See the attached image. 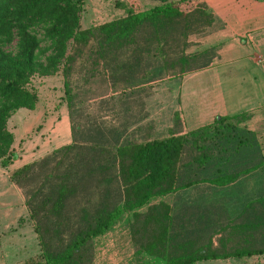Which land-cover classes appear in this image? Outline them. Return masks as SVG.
<instances>
[{
	"label": "trees",
	"instance_id": "16d2710c",
	"mask_svg": "<svg viewBox=\"0 0 264 264\" xmlns=\"http://www.w3.org/2000/svg\"><path fill=\"white\" fill-rule=\"evenodd\" d=\"M151 1L156 4L147 9L81 29L83 0H0L1 167L15 159L6 121L36 103L25 87L30 76H49L61 66L69 108L72 77L97 78L119 91L110 101H120L192 71L206 51L189 52V38L204 33L213 15L203 2L183 11L192 0ZM109 104L102 101L107 113ZM69 116V144L9 175L39 247L21 264H92L93 239L122 213L129 215L134 254L162 264L264 256V196L237 212L214 203L149 202L201 183L222 187L254 170L251 141L228 117L184 135L137 142L128 128L141 117L76 123ZM244 160L252 162L237 166Z\"/></svg>",
	"mask_w": 264,
	"mask_h": 264
},
{
	"label": "crops",
	"instance_id": "0c3cea01",
	"mask_svg": "<svg viewBox=\"0 0 264 264\" xmlns=\"http://www.w3.org/2000/svg\"><path fill=\"white\" fill-rule=\"evenodd\" d=\"M202 1L213 15V22L204 33L189 38V52L206 51L192 71L177 79L150 84L138 96L119 103L123 101L122 115L131 116L128 120L141 117L128 128L135 129L133 138L137 142L142 138L161 140L184 135L211 125L217 118L228 117L234 128L251 141L252 161L258 164L254 170L222 187L201 183L149 202L163 201L170 206L180 202L214 203L237 212L246 202L264 196V0ZM190 81L193 83H187ZM160 91H164L162 97L158 96ZM67 108L66 101H61L55 112L47 111L36 102L33 109H18L7 120L14 142L11 148L16 150L17 144L21 148L20 153L14 152V160L0 166V264H6L2 260L8 258L1 255L2 243L11 241L12 225L24 219L32 227L23 196L9 175L72 141ZM252 161L236 163L247 167ZM120 216L129 218L127 213Z\"/></svg>",
	"mask_w": 264,
	"mask_h": 264
},
{
	"label": "rangeland",
	"instance_id": "374dc122",
	"mask_svg": "<svg viewBox=\"0 0 264 264\" xmlns=\"http://www.w3.org/2000/svg\"><path fill=\"white\" fill-rule=\"evenodd\" d=\"M155 4L151 0H83L79 13V26L81 29H87L90 26H96L120 18L126 14L128 9L132 11L143 10ZM42 46L43 43L41 44ZM67 52L68 50L66 54ZM46 54H48V51L44 55ZM62 83L61 66H58L56 72L52 75L38 76L34 74L30 76L25 87L34 93L36 102L42 104V109L55 112L60 102H65ZM69 83L72 93V106L71 108H67V112L76 123H82L87 118H102L108 121L112 117H116L118 122L124 119L121 113L123 105L118 102L119 100L110 101V98L116 99L115 97H118V93H116L118 90L108 89L97 78L83 82L72 77ZM163 92L160 91L158 96L162 97ZM110 94L112 96L107 98ZM103 100H108L111 103L107 106L109 110L112 108L108 113L102 105ZM5 128L7 130V124ZM12 143L14 144L13 139L10 145L11 151L13 153H20L19 149L21 145L17 144L15 146L16 150H14L11 148ZM127 221L128 218L126 216H119L107 232L93 239L92 264H162L161 261L152 258H148L150 259L148 260L147 256H136L134 254V250L131 248L132 246L128 239ZM9 233V237H12L11 241L5 245L2 243L4 249L2 248L1 255H4L5 258L8 257L2 260L4 263L21 264L25 259L39 253L37 240L29 221H25L24 219L16 221L9 229ZM8 250H10L11 256ZM195 264H264V256L258 258L256 261H248L246 263L243 261L225 260L197 262Z\"/></svg>",
	"mask_w": 264,
	"mask_h": 264
},
{
	"label": "built area",
	"instance_id": "2783aa9c",
	"mask_svg": "<svg viewBox=\"0 0 264 264\" xmlns=\"http://www.w3.org/2000/svg\"><path fill=\"white\" fill-rule=\"evenodd\" d=\"M199 2H203V1L202 0H192V1L188 2V3H186V4L181 5L180 9H182L183 11H186L189 8L194 7Z\"/></svg>",
	"mask_w": 264,
	"mask_h": 264
}]
</instances>
